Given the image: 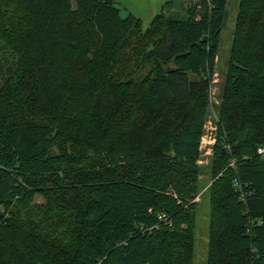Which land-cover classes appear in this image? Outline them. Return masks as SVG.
<instances>
[{"label": "trees", "instance_id": "obj_1", "mask_svg": "<svg viewBox=\"0 0 264 264\" xmlns=\"http://www.w3.org/2000/svg\"><path fill=\"white\" fill-rule=\"evenodd\" d=\"M228 1L147 24L116 0H0V264H195ZM220 96L207 264H264V0L240 2Z\"/></svg>", "mask_w": 264, "mask_h": 264}, {"label": "rangeland", "instance_id": "obj_2", "mask_svg": "<svg viewBox=\"0 0 264 264\" xmlns=\"http://www.w3.org/2000/svg\"><path fill=\"white\" fill-rule=\"evenodd\" d=\"M75 1V0H74ZM143 0H130L129 3L131 6L137 8L141 7ZM241 0H229L228 1V14L226 16L225 26L222 32V42L219 51V59L216 66V78L217 80L213 82L212 90L209 92V109L207 113V117L204 121V132L206 131V125L209 120L213 119V114L217 113L219 116L218 105L221 101V96L223 94V83L225 82L226 71L228 62L231 54V47L234 39V31L236 26V20L239 13V6ZM144 3H148V0H144ZM121 4V5H120ZM119 6L122 8V15L128 14L127 9L124 5L127 3H122L120 1ZM161 11V7L159 9ZM171 14H176L183 16L185 15L184 8L178 6L175 10L170 8ZM144 20H148L150 17H142ZM2 83V77L0 75V84ZM213 112V114H212ZM211 115V116H210ZM214 122V121H213ZM216 145V144H215ZM207 150L208 146H205ZM205 148L202 149V158H204V162L198 163L201 166L200 172V183L204 187L199 194L196 195V200L199 201L200 209L197 218V239H196V257L195 264H207L208 258V242H209V208H210V200H209V192L206 190L208 180L211 176V165L210 161L212 156L214 155L215 150H213L212 154H206ZM215 148V146H214ZM44 198L39 196L37 201L42 202Z\"/></svg>", "mask_w": 264, "mask_h": 264}, {"label": "built area", "instance_id": "obj_3", "mask_svg": "<svg viewBox=\"0 0 264 264\" xmlns=\"http://www.w3.org/2000/svg\"><path fill=\"white\" fill-rule=\"evenodd\" d=\"M215 73H214V76L212 79V85H213V82L217 80ZM212 85H211L210 91L212 90ZM212 114H213V112H212ZM219 121H220V118H219L218 114L214 113L213 119L209 120V122L207 123L206 131L203 133L201 141H200V157L198 159V163L204 162V158H202V149L205 148V146H208V148H209L208 150H207V148H205L206 154H212L213 153L214 146H215L216 141H217ZM258 153L262 154V155L264 154V145H261L258 147ZM233 163L234 162H232V164ZM235 183H236L235 185H237L238 181L236 180Z\"/></svg>", "mask_w": 264, "mask_h": 264}, {"label": "crops", "instance_id": "obj_4", "mask_svg": "<svg viewBox=\"0 0 264 264\" xmlns=\"http://www.w3.org/2000/svg\"><path fill=\"white\" fill-rule=\"evenodd\" d=\"M120 1H122V3H127V5H124V7L128 12H132L140 17H150L148 20H146L147 24H149L153 16L159 12L160 7L161 10L165 8V5L168 1H171V4H169L171 5V9L173 8L175 10L178 6H181V8L184 7L183 0H148V3H144L143 0L141 7L137 8L131 6L129 3L130 0H116L118 4H120Z\"/></svg>", "mask_w": 264, "mask_h": 264}]
</instances>
